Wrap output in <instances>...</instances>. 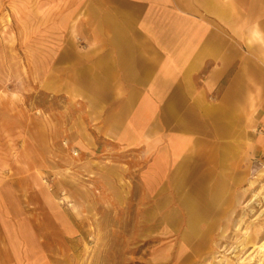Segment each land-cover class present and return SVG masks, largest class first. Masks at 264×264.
<instances>
[{"label":"rangeland","instance_id":"374dc122","mask_svg":"<svg viewBox=\"0 0 264 264\" xmlns=\"http://www.w3.org/2000/svg\"><path fill=\"white\" fill-rule=\"evenodd\" d=\"M61 2L0 0V264H264V161L239 199L207 195L202 166L145 173L71 95L84 42Z\"/></svg>","mask_w":264,"mask_h":264},{"label":"crops","instance_id":"0c3cea01","mask_svg":"<svg viewBox=\"0 0 264 264\" xmlns=\"http://www.w3.org/2000/svg\"><path fill=\"white\" fill-rule=\"evenodd\" d=\"M60 4L84 42L66 57L71 95L95 131L145 173L202 166L207 195L226 184L239 199L241 176L264 161V0Z\"/></svg>","mask_w":264,"mask_h":264},{"label":"bare ground","instance_id":"6f19581e","mask_svg":"<svg viewBox=\"0 0 264 264\" xmlns=\"http://www.w3.org/2000/svg\"><path fill=\"white\" fill-rule=\"evenodd\" d=\"M260 247H261V248H263V247H264V242H263V243L260 245Z\"/></svg>","mask_w":264,"mask_h":264},{"label":"water","instance_id":"95a60500","mask_svg":"<svg viewBox=\"0 0 264 264\" xmlns=\"http://www.w3.org/2000/svg\"><path fill=\"white\" fill-rule=\"evenodd\" d=\"M257 166H253L252 170L254 171L256 169Z\"/></svg>","mask_w":264,"mask_h":264}]
</instances>
